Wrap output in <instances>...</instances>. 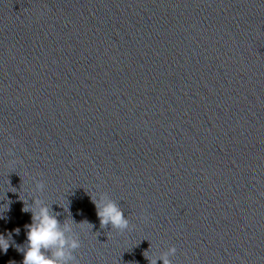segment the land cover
Listing matches in <instances>:
<instances>
[{
    "label": "water",
    "instance_id": "1",
    "mask_svg": "<svg viewBox=\"0 0 264 264\" xmlns=\"http://www.w3.org/2000/svg\"><path fill=\"white\" fill-rule=\"evenodd\" d=\"M33 198L76 264H264V0H0V234Z\"/></svg>",
    "mask_w": 264,
    "mask_h": 264
},
{
    "label": "clouds",
    "instance_id": "2",
    "mask_svg": "<svg viewBox=\"0 0 264 264\" xmlns=\"http://www.w3.org/2000/svg\"><path fill=\"white\" fill-rule=\"evenodd\" d=\"M36 188L42 191L44 183L37 182ZM92 200L96 205L101 226L110 224L113 229L120 232L129 229L130 221L116 201L106 195L102 200H97L95 197H92ZM22 210L32 214L31 223L25 226L26 242L20 245L12 239L11 233L7 236L0 234V251L6 253L10 246H15L17 251L23 253V264H76L74 252L80 248L81 242L78 235L73 233L71 223L66 222L61 225L57 215L50 211V206L39 198H33L32 204L25 202ZM4 218L0 215V219ZM92 227L93 225L91 229ZM13 231L18 234L20 229L16 228ZM69 233L73 234L69 235ZM175 253L176 248L173 246L159 257L147 258L150 264H156L157 259L162 260L163 264H172L169 256Z\"/></svg>",
    "mask_w": 264,
    "mask_h": 264
}]
</instances>
